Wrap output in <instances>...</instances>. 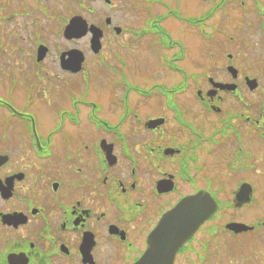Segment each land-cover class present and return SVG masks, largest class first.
Wrapping results in <instances>:
<instances>
[{"label":"flooded vegetation","instance_id":"af4514ba","mask_svg":"<svg viewBox=\"0 0 264 264\" xmlns=\"http://www.w3.org/2000/svg\"><path fill=\"white\" fill-rule=\"evenodd\" d=\"M11 3L59 41L5 30L0 264H264V0ZM200 192L217 210L179 245L160 220Z\"/></svg>","mask_w":264,"mask_h":264},{"label":"water","instance_id":"95a60500","mask_svg":"<svg viewBox=\"0 0 264 264\" xmlns=\"http://www.w3.org/2000/svg\"><path fill=\"white\" fill-rule=\"evenodd\" d=\"M71 22L69 28H74L75 24ZM73 24V25H72ZM214 205L209 201V197L203 194H199L197 196H193L185 199L181 202L177 208L173 209L166 213L161 220V226L163 227H171L172 222L177 221V219H184L187 221L185 225L178 223L176 226L181 227L180 236L181 241L186 239L193 231H189L190 227H195L198 224V221H202L209 217V215L213 212ZM197 221V223H196ZM189 227V229H188Z\"/></svg>","mask_w":264,"mask_h":264},{"label":"rangeland","instance_id":"374dc122","mask_svg":"<svg viewBox=\"0 0 264 264\" xmlns=\"http://www.w3.org/2000/svg\"><path fill=\"white\" fill-rule=\"evenodd\" d=\"M42 2L43 6L49 7V9H55L57 8V4L55 3L56 0H40ZM19 4V3H18ZM20 9L16 6H14V10L12 11V3L8 2L7 0H0V44L2 47L0 49L7 50L6 45L4 46V40H6V34L5 30L6 28H11L13 26L18 27H31L33 23H37V28L41 30L40 35L45 36L47 40L49 39H55L56 41H59L57 37H52L51 35V29L56 28L57 25L53 24L49 18H42L39 15L35 18L28 17L23 18L20 15L16 14V11H19ZM28 11L27 9L23 12ZM10 14L8 15V13ZM7 18V23H6ZM4 43V44H3ZM50 61V59H49ZM48 61V62H49ZM2 124V114L0 113V125Z\"/></svg>","mask_w":264,"mask_h":264}]
</instances>
